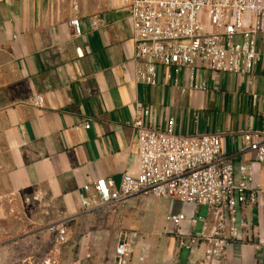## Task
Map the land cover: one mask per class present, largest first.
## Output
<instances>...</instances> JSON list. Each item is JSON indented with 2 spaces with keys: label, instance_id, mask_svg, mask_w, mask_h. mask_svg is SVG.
<instances>
[{
  "label": "crops",
  "instance_id": "obj_1",
  "mask_svg": "<svg viewBox=\"0 0 264 264\" xmlns=\"http://www.w3.org/2000/svg\"><path fill=\"white\" fill-rule=\"evenodd\" d=\"M75 15L80 36L69 25ZM258 49L252 76L163 66L159 83L149 85L136 80L122 0H0V187L18 193L21 214L34 224L29 234L48 237L42 245L48 264H114L121 232L132 240L126 264H198L204 244L183 247L168 215H185L181 233L199 232L206 205L138 194L116 211L85 210L82 187L101 177L118 187L125 173H137L131 123L140 102L155 127L173 118L183 135L222 134L234 166L252 164L264 189V162L239 152L244 130H264V33ZM197 82L206 89L193 88ZM38 94L44 107L32 103ZM84 121L89 128H76ZM62 219H71L69 239L58 243L46 226ZM235 224L242 237L229 246L228 264H264V198L239 205Z\"/></svg>",
  "mask_w": 264,
  "mask_h": 264
},
{
  "label": "built area",
  "instance_id": "obj_2",
  "mask_svg": "<svg viewBox=\"0 0 264 264\" xmlns=\"http://www.w3.org/2000/svg\"><path fill=\"white\" fill-rule=\"evenodd\" d=\"M122 1L132 23L138 82L157 85L159 69L163 66L187 67L192 72L205 66L214 72L253 75L261 54L258 39L264 33V0ZM72 7L74 12L78 11L76 1ZM98 21L94 20L92 26L96 27ZM69 25L75 36L82 35L76 15ZM192 87L206 89L204 82L194 83ZM32 103L44 107L45 98L35 95ZM149 116L150 109L137 102L131 123L138 135L137 173H125L118 187L112 179L103 177L84 184L82 207L116 211L138 194L206 205L208 213L202 218L201 231L181 233L180 223L185 215L180 213L168 215V221L175 225L170 232L189 250L204 244L198 264H228L229 246L242 237L235 224L237 207L255 204L259 196L264 198V189L254 181L252 164L241 163L236 168L223 149L220 133L183 135L176 132L173 118L160 128L150 124ZM89 127L86 121L76 125V128ZM246 151H251L256 161L264 162V130L243 131L239 152ZM70 220L50 223L46 230L55 234L58 243H64L69 239ZM131 253L132 240L127 232H121L114 264H126Z\"/></svg>",
  "mask_w": 264,
  "mask_h": 264
},
{
  "label": "rangeland",
  "instance_id": "obj_3",
  "mask_svg": "<svg viewBox=\"0 0 264 264\" xmlns=\"http://www.w3.org/2000/svg\"><path fill=\"white\" fill-rule=\"evenodd\" d=\"M7 190L0 187V264H48L42 254L48 237L36 240L29 234L34 224L21 214L25 205L18 203V193Z\"/></svg>",
  "mask_w": 264,
  "mask_h": 264
}]
</instances>
